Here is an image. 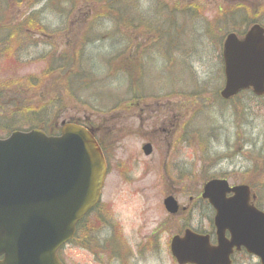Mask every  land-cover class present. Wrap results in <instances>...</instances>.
<instances>
[{
  "label": "rangeland",
  "instance_id": "1",
  "mask_svg": "<svg viewBox=\"0 0 264 264\" xmlns=\"http://www.w3.org/2000/svg\"><path fill=\"white\" fill-rule=\"evenodd\" d=\"M11 1H0V12L5 7L9 8L1 12V18L12 21V24L4 25L6 29L0 33L3 36L13 23L26 21L31 12L46 8L47 5L48 9L42 17L43 22L32 20L33 30L26 28L20 31L21 36L16 37L19 39L6 45L9 48L8 55L0 58V92L5 98V110L1 112L0 118L5 119L17 111L25 113L31 107L38 112L42 108L47 109L52 101L55 102L53 99L57 97L52 95L57 91L64 94L62 102L65 104L54 111L55 116L50 121L56 120L58 125L71 118L100 117L105 114L103 110L115 108L120 99L126 98L125 94L141 92L154 95L157 97L155 99H167L166 94L179 93L183 94L181 99L184 96L189 99L191 134L188 164L191 182H201L202 185L203 180L198 179L234 173L228 180L230 184H243L249 179L246 172L253 168V163H263L256 157L258 152H251L254 146L257 150L264 148V136L261 133L264 132V99L256 100L246 93L236 100L224 102L219 98V93L225 83L221 59L223 41L229 33H244L254 23L264 26V0H137L138 6L130 0H122L120 5H116L120 0H109L117 9L132 11L130 17H137L144 24L166 25L167 36L171 39L163 38L159 47L150 49L151 52L145 50L144 56L141 55L144 47L158 45L155 34L147 35L143 28L137 30L128 24L126 27L122 24L120 28L114 18L94 21L96 15L104 14L100 10L101 4H104L102 2L97 4L78 0L72 13L63 16L56 13L57 8L50 5L49 0H34L35 3L24 0L18 5ZM57 1H54L57 3L55 5L59 6ZM60 2L63 3V0ZM188 7L195 10L193 15L186 12L175 17L169 16V13H179ZM239 7L247 9H237ZM233 10L239 11L232 14ZM146 13L148 17L144 16ZM245 16L247 21L242 23ZM92 22L97 27L90 33L92 38L99 32L113 33L119 27L133 42L130 48L122 43L114 46L111 40L97 39L94 44H87L82 56V67L99 80L91 88L81 90L80 94L78 88L74 87L73 91L69 88L57 67L53 75H44L52 56L60 58L68 53L78 58L80 48L77 44L81 43L84 30ZM43 24L47 31L36 29ZM209 25L216 30L211 32ZM163 32H157V36L160 37ZM174 44H178V47L175 48ZM138 45L142 48L140 53L136 51ZM170 47L174 48L168 53ZM121 52V58L108 66L106 57L109 59ZM132 59H136L135 65L131 63ZM139 60L143 63L140 66L143 71L135 72L133 68H138ZM121 68H128L133 76L129 79L121 72ZM130 85H135L136 89ZM58 87L60 90L56 89ZM44 120L45 124L48 123V117ZM18 122L16 118L11 120L13 124ZM5 123L8 124V121ZM190 192L192 195V187ZM164 196L165 191L160 187L148 196V202L144 201V196L123 200L119 208L125 215H134L138 210L142 212L150 208L146 218L150 219L152 215L158 218ZM62 254L65 264L90 262L89 253L84 247L78 249L71 245ZM239 261L243 264H260L257 258L251 256L244 259L240 257ZM151 263L172 264V261L165 256L161 260L160 255Z\"/></svg>",
  "mask_w": 264,
  "mask_h": 264
},
{
  "label": "water",
  "instance_id": "2",
  "mask_svg": "<svg viewBox=\"0 0 264 264\" xmlns=\"http://www.w3.org/2000/svg\"><path fill=\"white\" fill-rule=\"evenodd\" d=\"M223 61V99L246 90L264 96L261 26H252L242 38L229 34ZM62 126L59 137L33 130L0 140V264H62L58 250L100 199L106 167L99 145L82 126ZM203 197L217 212V245L208 236L187 232L172 242L179 264H231L234 249L242 248L264 264V212L251 205L250 188L214 180ZM166 206L173 211L171 200Z\"/></svg>",
  "mask_w": 264,
  "mask_h": 264
},
{
  "label": "flooded vegetation",
  "instance_id": "3",
  "mask_svg": "<svg viewBox=\"0 0 264 264\" xmlns=\"http://www.w3.org/2000/svg\"><path fill=\"white\" fill-rule=\"evenodd\" d=\"M75 7L76 0L73 9ZM141 49L138 45L136 51L140 53ZM6 52L0 50V58L6 56ZM143 52L144 56L145 50ZM72 57L70 54L68 61L71 65ZM124 96L126 98L120 99L115 108L103 110L105 114L100 117L73 118L74 123H80L93 134L106 165L101 199L77 227L73 243L86 245L80 247L88 251L89 264H152V260L156 261L160 255L161 260L165 256L172 264H178L171 251L175 237L183 238L187 231L204 233L210 235L212 245L216 244V212L203 198L204 187L212 179L231 180L234 173L198 179L203 180L202 185L201 182H191L188 164L191 120L187 96L183 99V94L179 93L166 94L167 99H155L154 95L142 93ZM4 110L1 106L0 114ZM20 113L17 111L4 117L8 124H4L1 134L5 136L0 139L24 129L11 123ZM60 124L53 125L59 135ZM160 187L165 196L158 218L153 215L146 218L150 208L142 212L138 210L134 215L120 211L123 200L144 196V201L148 202V196ZM167 199L175 201L176 211H167ZM247 256L244 249L235 251L231 256L232 264H243L239 258Z\"/></svg>",
  "mask_w": 264,
  "mask_h": 264
},
{
  "label": "trees",
  "instance_id": "4",
  "mask_svg": "<svg viewBox=\"0 0 264 264\" xmlns=\"http://www.w3.org/2000/svg\"><path fill=\"white\" fill-rule=\"evenodd\" d=\"M24 0H12L11 2H14L15 5H18L19 3H22ZM30 3H35L34 0H28ZM56 1L58 3L57 0H49L50 5H52L54 8H57L56 13L57 14H61L63 16H65V14L67 15V11L68 14H70L72 7L75 6V1L74 0H63V3L60 2L61 0H59V6L55 5L57 4ZM91 2H96L97 4H99V2H102L104 4H101L100 10L103 11V15H96L95 20H106L107 18H114L118 24V26L120 25L122 28V24H124V27H126V24H128L129 27H136V29H140L143 28L146 31H154L160 30L162 28H164L163 25L156 23V26H153L152 23L150 24H144L141 21L139 22L137 17L135 18H131L130 14H132V12L126 11V10H121V9H117L116 5H120L122 3V0L119 1V3H117L116 5L109 3V0H88ZM19 2V3H18ZM54 2V3H53ZM76 2H78V0H76ZM38 4V3H36ZM71 8V9H70ZM119 8V7H118ZM46 9H48V5L46 6ZM239 9H247L246 7H239ZM263 9H264V5H263ZM43 13L42 17L45 15V11H37L36 14L39 15ZM72 13V12H71ZM36 14H32L31 16L27 17L26 21H22V23L20 25H15L13 23L12 25V31L13 34L15 35H19L21 32L20 31H24L26 30V28H28V30H33V24L31 22H33L32 20H38L39 18H37L38 16H36ZM40 21H43V19H39ZM93 21V22H94ZM247 21V16H245L241 22L242 23H246ZM38 22V21H37ZM89 23L87 25L86 30H84V34H82V39H81V43H78V47L80 48L78 53V58L74 59V57H72L71 62H73V65L70 64L69 60V55L70 54H64L62 55L61 58H57L52 56L51 57V61L49 62L47 69L45 71V77H48L49 75H53L56 67L57 69L60 71V74L64 77V79L66 80L69 88L73 91V88L76 87L78 88V93H80L81 90L83 89H87V88H91L96 82L97 79L94 77L93 74L91 73H87V71H85L82 67V59H83V55L85 53V48L87 44H94L96 41L98 40H111L113 42V45H118L121 44L122 40V32L118 29L113 32L112 34L110 32L103 34V33H98V35L94 38L90 37V33L93 29L97 30V27H95L94 23ZM137 23V24H136ZM173 26V24H172ZM208 28L211 30V32L215 31L216 29L209 25ZM37 30H41V31H47V27L46 26H39L36 27ZM171 29V28H170ZM98 39V40H97ZM8 40H6L3 44H5ZM77 45L75 47H77ZM120 58L119 55H116L113 58H109V60L107 61V65L111 66V64L114 61H117ZM60 90V87L56 88ZM67 94V93H66ZM81 94V93H80ZM63 93L60 91H57L56 93H54L52 95V97H57L53 100H55V102H51L50 103V107H46L42 108L43 110H40V112L33 110V107H31L32 109L28 108L26 110L25 113H20L19 116L14 117L16 119H19L20 122H18V125H16V127L22 128V127H27V128H40L45 130L47 133L51 134V133H56L55 131H53L54 128V124L55 121H53L51 123V118H53V115L55 116V110H57L58 108L60 109V107L62 105H64L65 103L62 102V98H63ZM68 95V94H67ZM69 96V95H68ZM78 97V94H77ZM253 98V97H252ZM238 99V98H237ZM254 99V98H253ZM5 103V98H4V94L1 93L0 94V107L3 106V104ZM1 115V114H0ZM48 120L45 124V120L44 118H47ZM55 119V117H54ZM50 122V123H49ZM1 124H3L2 122V118H0V131H4V126H1ZM15 127V124H14ZM13 127V128H14ZM10 130V129H9ZM262 135L264 136V132H261ZM256 143V142H254ZM256 152L257 155L256 157H258V160H263V163L261 164L260 162H256L253 163V168L249 171L246 172V174L248 175V180L245 182L247 185H249L253 191L255 192L257 199H256V206L259 208H263L264 209V158H262V156L264 157V148L257 150L256 146H254V150L251 152L252 154H255ZM255 162V161H254Z\"/></svg>",
  "mask_w": 264,
  "mask_h": 264
}]
</instances>
